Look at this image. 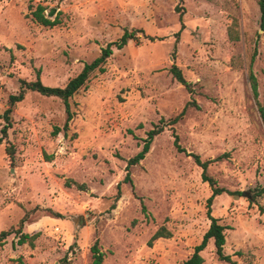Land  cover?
Instances as JSON below:
<instances>
[{
    "label": "rangeland",
    "instance_id": "1",
    "mask_svg": "<svg viewBox=\"0 0 264 264\" xmlns=\"http://www.w3.org/2000/svg\"><path fill=\"white\" fill-rule=\"evenodd\" d=\"M39 5L46 14L56 7L52 18L58 14L60 23H39L33 15ZM133 28L157 39L114 48L104 70L91 73L70 99L68 130L59 97L29 90L11 105L21 79L65 86ZM255 49L264 104L258 0H0V137L1 116L13 109L0 141V232L18 229L28 213L23 232L39 234L34 246L19 244L17 229L0 240V264H94L95 243L102 264H183L211 222L212 189L190 153L202 160L227 154L208 173L245 194L214 199L213 215L227 226L224 250L237 264H264V193L255 196L264 188V123L249 80ZM174 62L192 92L173 77ZM163 124L130 169L132 187L124 181L128 160ZM173 129L186 152L175 146ZM68 178L86 189L67 186ZM160 228L168 237L151 241ZM201 254L203 264H230L219 259L212 239Z\"/></svg>",
    "mask_w": 264,
    "mask_h": 264
},
{
    "label": "trees",
    "instance_id": "2",
    "mask_svg": "<svg viewBox=\"0 0 264 264\" xmlns=\"http://www.w3.org/2000/svg\"><path fill=\"white\" fill-rule=\"evenodd\" d=\"M260 10H261V18H262V28L264 29V0H258ZM47 7L43 5H39L37 9L33 12V15L35 19L45 25V26H55L58 23H60V18L58 17V14L52 18V16L56 13L57 8H51L48 14L45 13ZM177 11H179L180 6L176 7ZM180 20L182 21V27L181 29L177 32V36L180 34L181 30L184 27L183 23V12L180 13ZM144 39H148L150 41H155L157 39V36L149 35L146 34L144 29L142 28H133V29H125L124 33L122 36L116 40L108 43L105 47L102 48L101 54L96 57L93 61L86 63L83 67V69L78 73L75 77L71 78L68 83L65 86H50L46 85L40 77H38L34 81H27L25 79L20 80V90L16 94H11L9 99L11 105H14L17 102L22 101L25 96L27 91L32 90V91H37L43 95L46 96H56L62 99V101L65 104L66 107V121L64 123L63 128L65 130L69 129V124L70 121L74 117V112L72 111L71 108V102L70 99L79 93L81 89L87 84L88 80L90 79L91 73H93L96 70L103 71L104 67L103 64L107 60V58L112 55L114 48H123L125 47L130 41H135L137 44H140ZM256 55V49L254 51V54L252 55L251 63H250V70H249V80L251 82V88L254 94L255 99L258 102L259 105V111L264 123V104H261V102L258 100L259 97V89H258V78L256 74L253 71V62L255 59ZM171 72L173 74V77L180 82L182 85L186 87V89L189 92H192V82L186 79L184 76L181 68L174 62L171 66ZM194 103L192 101H189L186 103L184 106L183 110L174 118L169 120L170 125H175L179 119L184 115L186 110L189 108V106ZM12 106L9 107L8 109L5 110L4 114H2L1 117L4 118L5 124L3 125L1 129L2 136L0 137V141H2L4 138L8 136V130L12 125ZM165 125H156L155 128L151 129L148 131V136L144 140V144L142 149L133 157H131L128 160L127 164V173L124 178L125 182L131 183L132 187L133 185V180L131 177V167L133 165L139 164L147 155L151 148V144L154 140V138L160 134L164 130ZM60 129L57 127L56 128V133ZM173 134H174V144L177 147L179 151L186 152V149L183 148L179 142V136L177 135L175 129H173ZM8 153L11 155L14 152V149L11 147L7 148ZM190 155L194 158L195 162L202 167V178L205 182H208L211 189L212 193L210 197L207 199V216L210 219V226L208 230L205 232L202 241L195 246L194 252L191 254L190 257H188L183 264H203L204 263V257L202 256L201 252L205 250L208 246L209 241L212 239L214 241L215 249H216V254L218 255L219 259L222 261H226L230 264H237V262L232 258V255L227 254L224 250L225 244H226V232L225 230L227 229V226L224 224L220 223L219 218L213 215L212 211V205L214 202V199L221 194L227 193L230 195H235V194H243L241 191H231L227 188H224L220 186L213 176H211L208 173V167L211 163L218 161L222 159L224 156L227 154L220 155L216 158H211L208 160H202L201 156L196 153H190ZM66 185L67 186H72L75 185L79 190H85L86 189V184L77 182L73 179L68 178L66 180ZM134 190V188H133ZM264 193V188H260L255 196H261ZM120 195V194H119ZM254 197V196H253ZM139 198L142 201V208L143 211L146 212V206L143 202V198L139 196ZM51 212V210L49 209ZM57 217H62L61 214L55 213ZM28 219V213H25V215L21 218V220L18 223V229L17 228H10L8 230H2L0 232V240L5 239L8 235L11 233L15 232L16 229V234H19L18 238V243L19 244H24L28 242L31 246H34V240L38 237V233H35L33 235H30L28 233L23 232V226L25 222ZM160 237H168V234H166L163 230V228H160L155 232V234L152 236L151 241L155 240ZM151 243V242H150ZM92 250L94 252V264H102L103 262V257L104 254L103 252L100 251V249L97 246V243L94 244L92 247ZM241 254V252H239ZM23 264V263H20Z\"/></svg>",
    "mask_w": 264,
    "mask_h": 264
},
{
    "label": "water",
    "instance_id": "3",
    "mask_svg": "<svg viewBox=\"0 0 264 264\" xmlns=\"http://www.w3.org/2000/svg\"><path fill=\"white\" fill-rule=\"evenodd\" d=\"M243 194H245V192H243Z\"/></svg>",
    "mask_w": 264,
    "mask_h": 264
}]
</instances>
